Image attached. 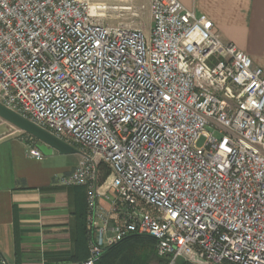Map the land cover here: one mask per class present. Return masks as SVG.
<instances>
[{"label": "built area", "instance_id": "obj_1", "mask_svg": "<svg viewBox=\"0 0 264 264\" xmlns=\"http://www.w3.org/2000/svg\"><path fill=\"white\" fill-rule=\"evenodd\" d=\"M148 11L146 34L88 0H0V104L80 155L60 179L87 189L80 264L133 235L168 264H264V69L178 0Z\"/></svg>", "mask_w": 264, "mask_h": 264}, {"label": "crops", "instance_id": "obj_2", "mask_svg": "<svg viewBox=\"0 0 264 264\" xmlns=\"http://www.w3.org/2000/svg\"><path fill=\"white\" fill-rule=\"evenodd\" d=\"M178 1L198 16H207L223 42L233 43L264 69V0ZM50 159L31 157L15 132L0 133V262L80 264L89 258L95 227L89 221L87 189L57 182L49 173ZM80 159L77 152L62 174L69 175ZM101 173L103 183L112 176L108 166ZM99 204L109 209L105 199Z\"/></svg>", "mask_w": 264, "mask_h": 264}, {"label": "rangeland", "instance_id": "obj_3", "mask_svg": "<svg viewBox=\"0 0 264 264\" xmlns=\"http://www.w3.org/2000/svg\"><path fill=\"white\" fill-rule=\"evenodd\" d=\"M88 5L91 11L93 10L92 14L104 25L117 26L119 24H126L133 27H140L146 34L149 33L150 14L148 11V0H88ZM123 7L142 9L139 12V16L135 18L128 12L119 11ZM2 132H15L16 136L25 142L28 149H30V147L26 140L33 139L37 142V140L24 131L19 130L0 118V133ZM205 141V138L202 137L198 142V146L202 147ZM42 155L43 159L47 157L52 158L50 161L46 162L47 164L49 163V173L56 175L57 182L64 176V174H62L63 169L71 166L76 156V154H62L58 151H54L52 156Z\"/></svg>", "mask_w": 264, "mask_h": 264}, {"label": "trees", "instance_id": "obj_4", "mask_svg": "<svg viewBox=\"0 0 264 264\" xmlns=\"http://www.w3.org/2000/svg\"><path fill=\"white\" fill-rule=\"evenodd\" d=\"M168 262V258L158 256L155 239L150 236L133 235L106 249L97 264H168ZM177 264L188 263L179 261Z\"/></svg>", "mask_w": 264, "mask_h": 264}, {"label": "water", "instance_id": "obj_5", "mask_svg": "<svg viewBox=\"0 0 264 264\" xmlns=\"http://www.w3.org/2000/svg\"><path fill=\"white\" fill-rule=\"evenodd\" d=\"M0 118L21 131H24L29 136L37 140L38 149L45 155H53L54 151L62 154H76L77 150L65 142L55 138L48 132L33 125L29 121L21 118L17 114L5 108L0 104Z\"/></svg>", "mask_w": 264, "mask_h": 264}, {"label": "bare ground", "instance_id": "obj_6", "mask_svg": "<svg viewBox=\"0 0 264 264\" xmlns=\"http://www.w3.org/2000/svg\"><path fill=\"white\" fill-rule=\"evenodd\" d=\"M91 12L93 13V10Z\"/></svg>", "mask_w": 264, "mask_h": 264}]
</instances>
